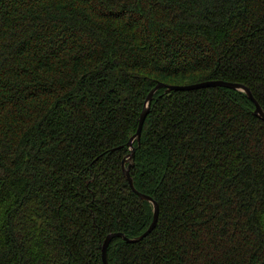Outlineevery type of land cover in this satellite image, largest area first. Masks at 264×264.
I'll list each match as a JSON object with an SVG mask.
<instances>
[{
    "label": "trees",
    "instance_id": "1",
    "mask_svg": "<svg viewBox=\"0 0 264 264\" xmlns=\"http://www.w3.org/2000/svg\"><path fill=\"white\" fill-rule=\"evenodd\" d=\"M264 111V0H0V264H103L153 205L122 160L157 83ZM152 95L129 174L158 204L108 264H264V120Z\"/></svg>",
    "mask_w": 264,
    "mask_h": 264
},
{
    "label": "water",
    "instance_id": "2",
    "mask_svg": "<svg viewBox=\"0 0 264 264\" xmlns=\"http://www.w3.org/2000/svg\"><path fill=\"white\" fill-rule=\"evenodd\" d=\"M208 86H224V87H229V88H233V89H237V90H241L244 91L247 95V97L253 102L254 104V110L253 113L260 119L264 120V111L263 109L260 107V105L257 103V101L255 100V98L252 96L251 92L249 91V89L244 86L241 83H235V82H228V81H224V80H206V81H201V82H197V83H192V84H166V83H157L147 94L146 99L144 101V105L142 107V111L140 112L139 118H138V124H137V128L136 131L134 132V134L129 138L128 142H127V146L130 149V153L122 160V171L124 174V177L126 178V180L128 181L129 186L131 187V189L137 194L139 195L140 198L148 200L152 203L153 205V216H152V220L149 224V226L147 227V229L142 232L141 234L133 237V238H128L126 237L124 234H122L121 232H112V233H108L102 243L101 246V259L103 264H108L107 261V257H106V250H107V246L110 242V240L113 237L119 236L122 237L125 241L128 242H136L140 239H142L143 237H145L149 232L152 231V229L154 228L156 221H157V216H158V204L157 202L149 195L141 193L139 191H137L133 185V180L129 174V165L130 163L125 166V163L128 161H131L133 156H134V147H133V141L136 140L137 142H139L140 139V134H141V129H142V124L144 122V119L146 117V114L148 113L149 110V104H150V100L152 98L153 93L160 87H164L165 88V92H169L171 90H190V89H195V88H202V87H208Z\"/></svg>",
    "mask_w": 264,
    "mask_h": 264
},
{
    "label": "bare ground",
    "instance_id": "3",
    "mask_svg": "<svg viewBox=\"0 0 264 264\" xmlns=\"http://www.w3.org/2000/svg\"><path fill=\"white\" fill-rule=\"evenodd\" d=\"M127 163V162H126ZM128 165V164H127ZM126 166V165H125Z\"/></svg>",
    "mask_w": 264,
    "mask_h": 264
}]
</instances>
